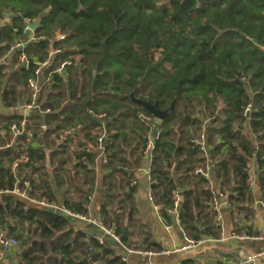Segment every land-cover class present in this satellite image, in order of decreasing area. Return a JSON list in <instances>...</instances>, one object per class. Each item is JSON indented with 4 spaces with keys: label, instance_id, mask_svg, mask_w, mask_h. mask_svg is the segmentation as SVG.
<instances>
[{
    "label": "trees",
    "instance_id": "obj_1",
    "mask_svg": "<svg viewBox=\"0 0 264 264\" xmlns=\"http://www.w3.org/2000/svg\"><path fill=\"white\" fill-rule=\"evenodd\" d=\"M7 13L0 56L24 19L38 21L35 34L45 37L25 48L30 61L61 52L50 58L44 77H51L38 98L49 112H30L19 136L10 126L21 127V115L0 114V191L27 182L30 196L88 215L104 133L102 223L126 247L157 251L138 218L132 184L154 132L153 203L168 219L176 191L184 235L219 239L210 181L194 174L208 161L195 143L204 133L231 215L237 222L252 217L253 161L264 204V0H0V20ZM17 56L0 63V95L9 108L29 99L32 69L13 68ZM63 62L68 64L56 72ZM135 99L173 110L159 121ZM75 225L62 214L0 195V232L17 240V264H123Z\"/></svg>",
    "mask_w": 264,
    "mask_h": 264
},
{
    "label": "crops",
    "instance_id": "obj_2",
    "mask_svg": "<svg viewBox=\"0 0 264 264\" xmlns=\"http://www.w3.org/2000/svg\"><path fill=\"white\" fill-rule=\"evenodd\" d=\"M11 16L10 14H5ZM4 18L0 20L1 24H8L11 19ZM36 22V21H35ZM16 40V35L12 37V42ZM17 64V63H16ZM16 65L13 67L15 68ZM17 69V68H15ZM19 105V104H18ZM17 105V106H18ZM9 108L2 104V98L0 95V114L8 115H20L18 107ZM43 127V126H42ZM100 158L99 151L96 158L95 174L96 183L95 188L90 196L88 205V215L96 216L100 213V205L102 201V178L105 173ZM212 165V163H211ZM49 166V162L47 163ZM150 160L148 156H144L141 166L134 171L135 180L132 184H135L133 191V198L137 208L138 218L146 226L150 234L151 239L156 242L161 248L179 247L184 243V232L182 231L180 224L176 221L175 217L169 215L168 219H165L159 209L155 210L152 203L148 200V190L150 189V182L148 180ZM256 164L253 161L251 163V180L253 181L251 186L252 204L250 209L252 211V217L248 220H239L231 215L229 207L222 206L220 209V218L223 224L221 230V237L217 241H210L199 247H192L187 251L170 255L157 257L150 260L151 264H177L183 259H193L200 264H236L241 260H245L249 256L256 257L257 264H264V241H250V240H234L230 236L233 233H247L248 235H264V206L260 200V189L257 183L255 175ZM211 184L214 187H218V182L214 176L213 168L210 172ZM56 204H61L60 201ZM76 222V228L84 230L93 238L102 236L99 228L95 226H89L87 224ZM104 247L114 251L115 254L120 255L122 248L109 236H102ZM137 240V239H136ZM1 251V249H0ZM17 248H11L5 253L4 258L0 260V264H17ZM147 259L137 255H128L127 264H146Z\"/></svg>",
    "mask_w": 264,
    "mask_h": 264
},
{
    "label": "built area",
    "instance_id": "obj_3",
    "mask_svg": "<svg viewBox=\"0 0 264 264\" xmlns=\"http://www.w3.org/2000/svg\"><path fill=\"white\" fill-rule=\"evenodd\" d=\"M9 17L4 15V18H7L9 20ZM11 19V18H10ZM35 21H31L28 19H24L25 26L21 31L16 35V40L11 42L9 45V49L5 56H0V63L3 61H8V59L14 54L18 53L17 56V64L16 68H23L25 70H31L32 69V76L29 77L26 80V90L29 92V99L23 103L22 105H18L17 111L20 110L22 122L21 127H19L16 124H11L10 131L13 133L14 136H19L21 134H25L23 131V124L25 122V117L32 111H39L41 113H47L49 110L42 111L40 105L38 104V98L41 93L42 86L44 82L49 81L51 75H48L47 77H44V71L49 67L50 65V58H52L55 54H58L61 52L60 49H53L49 52V57L45 59L44 61H30L27 54L25 53V48L30 45L33 42H36L38 40H44L45 37H37L35 34V31H32L28 26L27 23H33ZM19 30L14 29V33L18 32ZM58 40H64V35L58 34L57 36ZM1 46H6V42H3L0 44ZM35 66L32 68L31 65ZM68 64V62H63L60 64L59 68L56 69V72H61L64 67ZM96 117H103L102 115H96ZM209 119L205 120L203 122V127L205 128V125L208 123ZM44 127V126H43ZM105 137V134H101V136L98 138V141L100 142L98 151H99V158L102 162V164H106V159L104 158L103 151V138ZM157 137V135L154 133V135H151L148 139V142L146 143L145 147V156L147 155L149 160L151 161L152 158V150L154 147V140ZM198 149L202 151L206 157L207 160L205 165L203 167H199L194 170V174H199L204 176L205 178L209 179L210 181V192H211V201H210V208L215 213V221L219 225L220 229L222 230L223 224L220 218V209L222 206L229 207L230 203L228 200V193L225 191H221L219 187H214L211 184L210 180V172H211V162L209 161V147L206 135L203 133L200 135V138L195 141ZM15 169V164L13 166ZM148 180L151 183V178L149 176L148 172ZM253 181L250 180V187L252 186ZM32 192L31 186L25 182L23 184V187H20L16 185L12 190H5L0 191V195L2 194H10L13 196H16L19 199L24 200L28 205L44 208L47 210H51L53 212L62 214L73 221H78L84 224H87L89 226H95L99 228V230L102 233V236H109L111 237L115 243H117L122 248V253L119 255L121 261L123 264H127V256L128 255H137L140 257H144L147 259L146 264H151L150 260L157 257H163V256H170L175 254H180L192 247H199L203 244L210 242V241H217L218 239H200V240H193L186 236H184V243L182 246L179 247H170V248H161L157 251L152 250H143V249H133L126 247L118 234L114 232L112 229L106 228L102 223L101 214L98 213L96 216H84L75 212H72L70 209L66 208L62 204H56V203H49L45 199H38L35 197L30 196V193ZM176 199L174 200V206L167 209V213L169 215H172L175 217L176 221L179 223V217H178V193L176 191L173 192ZM148 200L152 203L155 210L159 209L158 206H156L152 201V194L151 190H148ZM264 206V204H262ZM95 237V240L99 243H103V237ZM231 239L234 240H250V241H264V235H248L247 233H233L230 236ZM17 240L14 238L6 236L3 232H0V260L4 258V255L6 252H8L11 248L17 247ZM236 264H257L256 263V257L255 256H249L245 260H241Z\"/></svg>",
    "mask_w": 264,
    "mask_h": 264
},
{
    "label": "water",
    "instance_id": "obj_4",
    "mask_svg": "<svg viewBox=\"0 0 264 264\" xmlns=\"http://www.w3.org/2000/svg\"><path fill=\"white\" fill-rule=\"evenodd\" d=\"M27 26L32 30V31H36V29L39 26V22H33V23H27ZM135 103H137L138 105L142 106L147 112H149L155 119L157 120H163L165 117H167L173 110V106H171L169 109L161 111L158 108V105L155 104H150L147 102H143L141 100L135 99L134 100ZM42 126H44V116L42 115ZM154 135V132H153Z\"/></svg>",
    "mask_w": 264,
    "mask_h": 264
},
{
    "label": "rangeland",
    "instance_id": "obj_5",
    "mask_svg": "<svg viewBox=\"0 0 264 264\" xmlns=\"http://www.w3.org/2000/svg\"><path fill=\"white\" fill-rule=\"evenodd\" d=\"M17 260V258H15Z\"/></svg>",
    "mask_w": 264,
    "mask_h": 264
}]
</instances>
